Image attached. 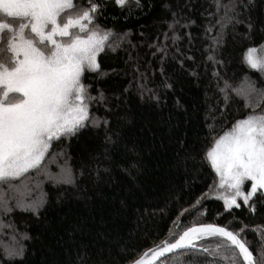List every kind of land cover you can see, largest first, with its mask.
I'll list each match as a JSON object with an SVG mask.
<instances>
[{"label": "trees", "instance_id": "16d2710c", "mask_svg": "<svg viewBox=\"0 0 264 264\" xmlns=\"http://www.w3.org/2000/svg\"><path fill=\"white\" fill-rule=\"evenodd\" d=\"M99 2L104 7L96 23L125 37L114 51L100 53L99 73H85L88 91L98 98L90 112L100 126L89 125L61 145L77 172L76 185L44 181L47 203L40 215L12 214L25 245L24 256L13 264H129L194 216L248 225L246 239L256 249L261 240L252 228L264 226V205L257 204L255 213L243 205L226 211L209 190L218 177L205 153L214 136L251 111L235 92L225 102V82L236 89L245 82L264 88V72L244 60L248 48L264 49V0L237 14L242 23L223 29L214 0H141V7ZM173 13L183 17L179 25ZM217 31L222 38L213 51ZM141 85L159 102L147 91L141 95ZM106 135L117 142L109 143ZM12 243V229L0 227V251Z\"/></svg>", "mask_w": 264, "mask_h": 264}, {"label": "snow or ice", "instance_id": "6c2138e0", "mask_svg": "<svg viewBox=\"0 0 264 264\" xmlns=\"http://www.w3.org/2000/svg\"><path fill=\"white\" fill-rule=\"evenodd\" d=\"M114 3L120 7L142 6L141 0ZM214 6L223 13L216 20L223 29L242 23L237 14L253 7L254 0H214ZM103 7L99 0H0V217L8 221L0 227L12 229L13 239L0 251V264H13L25 252L23 240L13 228L12 214L21 211L40 215L47 203L42 191L44 181L76 185L77 172L61 145L89 125L100 126L90 112L98 98L88 91L85 73H99L100 53L114 51L125 39L96 23ZM181 18L175 20L176 25ZM188 23L194 21L189 19ZM248 28H252L250 19ZM221 38L222 32L217 31L213 51ZM157 51L166 55L164 47ZM213 59L209 55V60ZM244 60L264 72V49L258 54L255 47L248 48ZM163 86L172 87L167 82ZM140 88L141 95L147 91L150 99L159 102L152 89L146 85ZM221 92L225 102L232 92L242 96L244 106L251 111L218 138L213 137L205 158L218 180L209 190L223 201L229 213L242 205L255 213L257 204L264 205V88L249 83L245 89H236L225 82ZM108 123L107 119L103 121L105 126ZM115 135L118 139L119 133ZM106 140L117 142L107 135ZM53 166L58 170L54 172ZM206 195L190 207L196 208ZM248 228L243 223L204 222L194 216L190 225L178 232L169 229V238L154 242L129 264H154L161 257L164 260L160 264H264V226L252 228L261 240L256 249H251L246 239Z\"/></svg>", "mask_w": 264, "mask_h": 264}, {"label": "rangeland", "instance_id": "374dc122", "mask_svg": "<svg viewBox=\"0 0 264 264\" xmlns=\"http://www.w3.org/2000/svg\"><path fill=\"white\" fill-rule=\"evenodd\" d=\"M0 15H2V14H0ZM258 53V52H257ZM259 54V53H258ZM242 86H243V89H245L247 86H248V84H247V82H245L244 84H242ZM214 170V169H213ZM215 171V170H214ZM247 183H250V182H246V184Z\"/></svg>", "mask_w": 264, "mask_h": 264}, {"label": "water", "instance_id": "95a60500", "mask_svg": "<svg viewBox=\"0 0 264 264\" xmlns=\"http://www.w3.org/2000/svg\"><path fill=\"white\" fill-rule=\"evenodd\" d=\"M166 255H170V254H166ZM162 258H163V257H161L160 260H161ZM157 263H158V261H157V262H154V264H157Z\"/></svg>", "mask_w": 264, "mask_h": 264}]
</instances>
